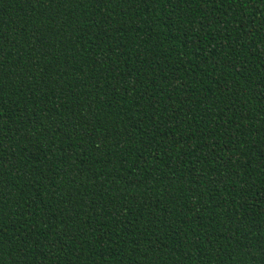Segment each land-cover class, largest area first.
Instances as JSON below:
<instances>
[{"label": "trees", "instance_id": "16d2710c", "mask_svg": "<svg viewBox=\"0 0 264 264\" xmlns=\"http://www.w3.org/2000/svg\"><path fill=\"white\" fill-rule=\"evenodd\" d=\"M0 264H264V0H0Z\"/></svg>", "mask_w": 264, "mask_h": 264}]
</instances>
